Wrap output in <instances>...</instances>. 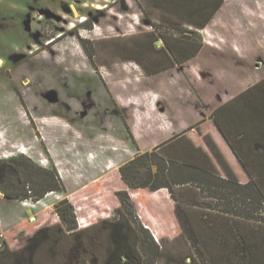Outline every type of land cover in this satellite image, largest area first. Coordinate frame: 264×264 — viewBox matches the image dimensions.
Returning <instances> with one entry per match:
<instances>
[{"label":"rangeland","instance_id":"rangeland-1","mask_svg":"<svg viewBox=\"0 0 264 264\" xmlns=\"http://www.w3.org/2000/svg\"><path fill=\"white\" fill-rule=\"evenodd\" d=\"M151 3L0 0V158L25 155L56 168L66 189L23 201L34 221L18 234L4 228L0 264H102L120 226L134 246L117 211L121 190L151 235L170 240L172 254L159 264H184L189 244L176 239L169 193L130 190L119 170L157 148L182 162L217 148L215 125L229 130L228 103L264 80V0L234 1L209 29L156 17ZM65 199L75 208L73 234L56 214ZM14 202H0V216L15 223L26 206ZM45 229L48 237H37Z\"/></svg>","mask_w":264,"mask_h":264},{"label":"trees","instance_id":"trees-1","mask_svg":"<svg viewBox=\"0 0 264 264\" xmlns=\"http://www.w3.org/2000/svg\"><path fill=\"white\" fill-rule=\"evenodd\" d=\"M88 106L89 109L96 107L93 101ZM73 112L78 114L77 110ZM215 126L250 177L246 183L218 177L197 166L201 160L196 158L191 162L165 158L158 153V148L122 166L121 180L130 190L169 193L172 215L180 229L176 239L189 244V251L182 257L184 264L187 259H190L187 264H264V167L261 175L254 169L252 174L236 141L228 139L224 126L219 123ZM261 154L264 157V152ZM65 192L56 168L38 165L25 155L0 158V197L39 202L50 193ZM116 197L120 204L117 211L136 239L134 246L130 244L120 226L115 240L118 243L102 264H145L148 256L153 264H159L160 260L170 257L172 253L167 248L170 240L164 237L159 240L157 235H151L149 227L141 224L137 205L128 190L117 191ZM55 208L63 226L73 234L77 227L75 222L70 223L75 213L72 203L65 199ZM136 223L138 227H133ZM22 230L17 228L12 233ZM40 231L37 237H48L46 229ZM8 241L7 235L6 247L0 251L6 250ZM30 256L33 257L31 253ZM16 262L22 264L19 259ZM31 262L34 264L33 259ZM77 264L96 262L84 260Z\"/></svg>","mask_w":264,"mask_h":264},{"label":"crops","instance_id":"crops-1","mask_svg":"<svg viewBox=\"0 0 264 264\" xmlns=\"http://www.w3.org/2000/svg\"><path fill=\"white\" fill-rule=\"evenodd\" d=\"M154 8L156 17L170 18L173 21L182 23L183 25H193L196 28H210V24L219 20L220 13L233 5L236 0H150ZM246 18H251L246 17ZM86 19L83 17L81 23ZM54 43V42H53ZM51 43V44H53ZM255 86L244 91L240 96L228 103L230 112L228 115V126L226 134L229 140H234L238 144V151L244 153V163L253 172L258 175L263 173L264 157V80ZM90 104V103H89ZM221 126H227L225 123L218 121ZM232 128V129H231ZM231 129V130H230ZM225 130V129H224ZM226 131V130H225ZM215 149L203 148V154H207V158L198 161L199 167L212 172L214 175L236 180L240 183H246L250 177L247 175L241 162L234 156L224 138L218 131V136L215 137ZM204 146L205 141L197 140L194 144L196 150H200L201 145ZM205 147V146H204ZM206 152V153H205ZM254 169V171H253ZM255 173V172H254ZM1 204L16 203L0 197ZM3 202V203H2ZM26 206L25 211L19 206L18 222H9L4 217L0 216L1 225L9 232L17 228L25 230L30 226L29 222H33V211ZM29 212L32 219L30 221L24 218L21 214ZM40 213V212H38ZM34 216V215H33ZM8 221V222H7ZM11 221V220H10ZM5 231V230H4ZM7 234V233H6Z\"/></svg>","mask_w":264,"mask_h":264},{"label":"built area","instance_id":"built-area-1","mask_svg":"<svg viewBox=\"0 0 264 264\" xmlns=\"http://www.w3.org/2000/svg\"><path fill=\"white\" fill-rule=\"evenodd\" d=\"M6 241H7V234L4 231L1 222H0V250L5 249L6 247Z\"/></svg>","mask_w":264,"mask_h":264},{"label":"flooded vegetation","instance_id":"flooded-vegetation-1","mask_svg":"<svg viewBox=\"0 0 264 264\" xmlns=\"http://www.w3.org/2000/svg\"><path fill=\"white\" fill-rule=\"evenodd\" d=\"M114 1L116 2V1H118V0H114ZM37 13H38V12H36L35 14H37ZM35 14H34V15H35Z\"/></svg>","mask_w":264,"mask_h":264}]
</instances>
